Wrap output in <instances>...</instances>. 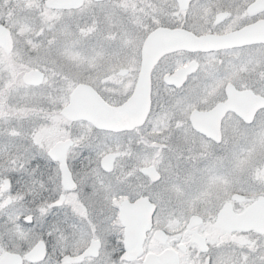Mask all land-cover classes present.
I'll return each instance as SVG.
<instances>
[{
  "label": "snow or ice",
  "instance_id": "obj_1",
  "mask_svg": "<svg viewBox=\"0 0 264 264\" xmlns=\"http://www.w3.org/2000/svg\"><path fill=\"white\" fill-rule=\"evenodd\" d=\"M6 32L0 264H264V0H2Z\"/></svg>",
  "mask_w": 264,
  "mask_h": 264
},
{
  "label": "water",
  "instance_id": "obj_2",
  "mask_svg": "<svg viewBox=\"0 0 264 264\" xmlns=\"http://www.w3.org/2000/svg\"><path fill=\"white\" fill-rule=\"evenodd\" d=\"M51 3L57 4V5H63L66 0H50ZM177 45H171V47H175ZM0 47L3 49V51L6 54H9L12 50V38L11 35H9L7 32L4 35V40L2 44H0ZM170 50V46L167 45L166 42H163L156 46V50L152 51L150 50L149 54L151 55L153 61L158 59L161 55H163L165 52ZM100 103H103V101H99ZM78 107L80 109L86 110V111H94L96 108V102L89 99L87 96H82L79 101ZM99 115L104 116V113H100Z\"/></svg>",
  "mask_w": 264,
  "mask_h": 264
},
{
  "label": "rangeland",
  "instance_id": "obj_3",
  "mask_svg": "<svg viewBox=\"0 0 264 264\" xmlns=\"http://www.w3.org/2000/svg\"><path fill=\"white\" fill-rule=\"evenodd\" d=\"M0 2H2V0H0ZM12 4H13V0H9V7H11ZM65 12H67V11H65ZM12 37H13V42L14 43H13V50H12L11 54L10 55H5L0 50V56H5L7 58H11V57H15V56H18V55L21 54L22 45H21V43L19 41V38L17 36H13V35H12Z\"/></svg>",
  "mask_w": 264,
  "mask_h": 264
},
{
  "label": "flooded vegetation",
  "instance_id": "obj_4",
  "mask_svg": "<svg viewBox=\"0 0 264 264\" xmlns=\"http://www.w3.org/2000/svg\"><path fill=\"white\" fill-rule=\"evenodd\" d=\"M64 11H67V9H64Z\"/></svg>",
  "mask_w": 264,
  "mask_h": 264
}]
</instances>
